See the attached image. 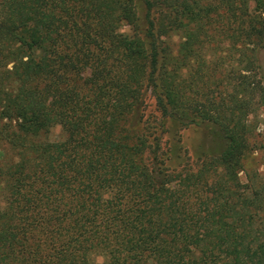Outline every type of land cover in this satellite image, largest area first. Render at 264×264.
I'll return each mask as SVG.
<instances>
[{"label":"trees","instance_id":"1","mask_svg":"<svg viewBox=\"0 0 264 264\" xmlns=\"http://www.w3.org/2000/svg\"><path fill=\"white\" fill-rule=\"evenodd\" d=\"M262 52L264 0H0V264H264Z\"/></svg>","mask_w":264,"mask_h":264},{"label":"rangeland","instance_id":"2","mask_svg":"<svg viewBox=\"0 0 264 264\" xmlns=\"http://www.w3.org/2000/svg\"><path fill=\"white\" fill-rule=\"evenodd\" d=\"M143 6H139V14H142ZM122 30L125 33H131L129 26H124ZM177 39V38H176ZM264 57V52L261 53V58ZM143 120L148 125H156L159 129L160 137L162 140L163 148L166 150L170 161L171 168L180 169L186 161L195 164L202 156L203 151L208 147V134L205 128L200 126H182L173 120L161 117L157 105L156 99L153 93L150 91L147 93L146 103L142 109ZM264 117V112L261 114ZM154 118H157V123H153ZM162 124L163 126H160ZM261 130V129H260ZM62 135L60 127H55L52 130L51 139H59ZM261 137H259V140ZM50 158V159H49ZM51 160V156H48V161ZM15 162V156L9 149V145L6 140H0V165L8 166ZM49 163V162H48ZM257 173L264 177V147H259L255 152L251 153L246 161V168L241 173V179L246 180V173ZM18 222L23 226L29 224V217L26 213L18 214ZM98 261H102L100 257Z\"/></svg>","mask_w":264,"mask_h":264}]
</instances>
